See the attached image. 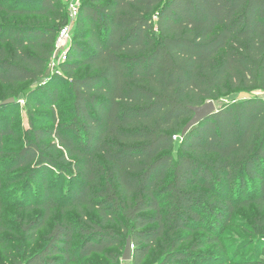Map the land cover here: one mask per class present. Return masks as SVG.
<instances>
[{"label":"trees","instance_id":"obj_1","mask_svg":"<svg viewBox=\"0 0 264 264\" xmlns=\"http://www.w3.org/2000/svg\"><path fill=\"white\" fill-rule=\"evenodd\" d=\"M33 1L34 8H18L0 0V13L48 20L0 31V87L51 79L54 59L72 116L33 131L10 171L46 185L54 170L71 186L66 205L45 192L23 206L43 214L22 232L33 243L58 208L82 223L55 224L45 248L14 264H73L93 255L117 263L112 249L128 239L133 264L159 243L167 249L161 264H206L198 251L219 243L238 209L264 210V98L224 100L264 92V0H79L64 61L56 42L70 13L61 0ZM56 89L43 85L50 104L28 98L29 110L53 111ZM210 101L221 103L218 112L183 137L191 107ZM11 133L0 126V162ZM200 232L206 237L195 240Z\"/></svg>","mask_w":264,"mask_h":264},{"label":"rangeland","instance_id":"obj_2","mask_svg":"<svg viewBox=\"0 0 264 264\" xmlns=\"http://www.w3.org/2000/svg\"><path fill=\"white\" fill-rule=\"evenodd\" d=\"M7 6H17L18 8H34L37 3L33 0H4ZM61 4L70 13L73 7L79 4V0H61ZM47 25L48 20L44 17L35 15L29 16H9L0 13V31L12 28L14 25ZM71 24L69 17L66 26ZM74 29L70 30V40L58 49L56 56L62 58L67 52L74 35ZM1 47V44H0ZM51 79H46L42 83H26L17 87H0V126L11 130V134L4 138L3 151L6 153L0 162V198L4 207L0 211V228L5 230L0 234V264H14L16 261L22 263L26 258H30L45 248L48 242V235L55 224L66 221L74 224H81L80 216L75 211H62L58 208L53 211L46 228L39 231L37 239L30 243L26 239L22 228L25 223L35 220L43 214L41 210L27 211L23 206L28 203L39 202L45 198V192L53 197L61 205H66V195L71 182L68 175L50 170L47 174V183H31L30 175L23 170L10 171L14 165L9 160L18 154L30 141L31 134L36 129H50L54 126L51 120L55 116L56 125L62 122H69L72 116V102L69 89L58 66L59 64L52 59ZM78 75V73H76ZM54 82L57 84V99L53 111L46 107L50 104L45 93H39L43 85ZM252 97L264 98V92L256 90L253 92H238L224 99L225 102L233 99H249ZM45 99V107H37L29 110L27 99ZM14 100V104L4 105L9 100ZM217 109L221 106L220 102H215ZM187 123V122H186ZM41 173L38 174L41 177ZM256 187V185H255ZM248 187L247 190H249ZM60 205V206H61ZM86 218H95L94 214L86 213ZM119 225L114 226L118 233H121ZM219 243L209 245L198 251L201 259L207 260L206 264H264V210H259L255 206L238 209L228 225L219 232ZM205 232L196 233L194 239L205 238ZM192 244V243H191ZM191 244L182 246L181 249H190ZM126 242L121 248L112 249L119 256L117 263L111 262L104 255H93L88 258L80 259L73 264H133L123 261ZM167 254L165 243H159L151 252L143 264H161ZM196 260V259H195ZM197 262V260L195 261ZM198 264H203L198 261Z\"/></svg>","mask_w":264,"mask_h":264},{"label":"water","instance_id":"obj_3","mask_svg":"<svg viewBox=\"0 0 264 264\" xmlns=\"http://www.w3.org/2000/svg\"><path fill=\"white\" fill-rule=\"evenodd\" d=\"M14 100L7 101L4 105L14 104ZM194 112V117L188 122L183 131V137H185L194 127L198 126L201 122L211 117L218 112V109L213 101L206 103L200 107H191ZM134 256V247L132 245L131 239H128L126 243L125 254L123 256V261L132 262Z\"/></svg>","mask_w":264,"mask_h":264},{"label":"built area","instance_id":"obj_4","mask_svg":"<svg viewBox=\"0 0 264 264\" xmlns=\"http://www.w3.org/2000/svg\"><path fill=\"white\" fill-rule=\"evenodd\" d=\"M78 5L76 7H73L72 11L70 12V17H71V24L69 26H66L64 29L61 30V32L59 33V36L57 38V42H56V50L58 52V49L63 46L67 41L69 42L70 40V30L74 29L75 27V22L76 19L78 17ZM60 60H66V53L64 54V56L60 59ZM175 139H177V137H175Z\"/></svg>","mask_w":264,"mask_h":264}]
</instances>
